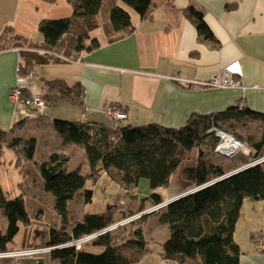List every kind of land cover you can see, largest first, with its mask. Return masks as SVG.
Here are the masks:
<instances>
[{
  "label": "trees",
  "instance_id": "obj_1",
  "mask_svg": "<svg viewBox=\"0 0 264 264\" xmlns=\"http://www.w3.org/2000/svg\"><path fill=\"white\" fill-rule=\"evenodd\" d=\"M120 1L134 9L141 19H147L155 7L166 4L167 0ZM67 2L72 6L69 16L44 18L38 24L43 50L55 54H45L50 58L70 60L65 52L90 51L99 46V40L92 37L90 31L96 26L95 17L103 0ZM231 7L226 5L228 9ZM182 11L200 38L214 40V34L199 8L190 4ZM109 23L113 34L122 35L134 28L130 13L120 5L110 8ZM10 30L6 27L0 39L8 33L16 42L9 43L5 39L0 48L21 43V36ZM21 58L24 60L23 53ZM23 60L19 65L21 74H26L31 71L33 63ZM42 87H46L44 95L48 104L66 101L82 106L84 92L80 82L68 84L60 78L42 77ZM27 119L21 117L11 128H0V155L3 148L9 147L15 153L16 167L27 160L33 161L42 179L41 186L52 194L51 201L60 218L59 227L50 229L47 240L28 246L61 245L48 255L56 261L55 264H137L148 251L144 220L150 214H159V222L167 225L166 235L157 241L162 259L177 264H239L241 250L233 233L242 203L246 198L264 202V159L257 161L264 158V112L245 104H234L208 114L191 113L179 127H167L156 122L133 125L112 119L110 123L53 119L51 124L63 143L83 146L89 166L87 172L69 170L70 155L67 153L54 151L44 158L35 159L36 138L14 134ZM212 127L231 134L248 146L250 151L244 155L245 159L234 163L231 160L234 156L217 154L214 148L218 138ZM183 162L186 164L182 180L187 190H196L171 199L159 212L141 214L113 230L98 233L79 246L64 245L100 232L162 202V197L154 190L167 187L172 174ZM102 175L108 176L124 190L129 204H107L104 211L83 212L72 219L69 201L81 197L83 202H90L93 189L86 187V181L95 184ZM141 179L146 180L150 190L148 195H132ZM26 194L24 191L7 198L0 183V210L5 219V227L0 225V251L11 249L10 243H15L21 227L31 223ZM128 226L132 228L128 229ZM90 247H98L100 251L94 252Z\"/></svg>",
  "mask_w": 264,
  "mask_h": 264
},
{
  "label": "crops",
  "instance_id": "obj_2",
  "mask_svg": "<svg viewBox=\"0 0 264 264\" xmlns=\"http://www.w3.org/2000/svg\"><path fill=\"white\" fill-rule=\"evenodd\" d=\"M190 4L203 12L214 40L200 38L186 18L182 10ZM228 4L232 6L229 9ZM103 5L102 16L100 11L95 17L96 26L90 31L99 40V46L90 51L65 52L71 59L63 60L39 52L44 47L38 24L44 18L69 16L72 6L67 0H0V35L8 27L9 32L18 34L22 40L18 46L0 48V128L9 129L22 117L9 97L17 82L16 66L23 60L22 53L23 61L33 63L34 76L29 79L32 87L39 89L42 77L60 78L68 84L80 82L84 92L82 106L66 101L51 103L30 117L34 118L31 122L49 123L52 117H57L53 114L60 111L68 120L110 123L103 111L110 103L128 114L126 123L156 122L167 127L183 125L191 113L208 114L234 104L264 112V0H167L166 4L155 7L147 19L129 10L134 28L122 35L113 34L108 18L112 6L125 8L122 2L109 0ZM235 60L242 68L241 87L199 88L180 80H206ZM59 139L62 146L59 152L70 154L67 148L79 147L81 166L87 172L83 146ZM179 167L167 187L154 190L163 200L184 192L182 171L178 172L177 180L174 178ZM131 194H137V189ZM155 216L166 235L167 225L159 222V214ZM262 256L256 252L249 257L240 256L239 264H262ZM152 257H159L158 263ZM162 262L177 264L160 257L159 244L154 255L146 253L140 261L141 264Z\"/></svg>",
  "mask_w": 264,
  "mask_h": 264
},
{
  "label": "rangeland",
  "instance_id": "obj_3",
  "mask_svg": "<svg viewBox=\"0 0 264 264\" xmlns=\"http://www.w3.org/2000/svg\"><path fill=\"white\" fill-rule=\"evenodd\" d=\"M108 3L109 0H105L103 4L106 6ZM122 4L128 11L130 10L132 12H136L123 2ZM103 8L104 7L100 10L101 16L104 10ZM9 36L10 34L8 33L3 35L0 39V45L3 44L5 39L9 43L16 42L15 39L10 38ZM19 42H22V40H19ZM38 66H36L37 69ZM74 108L76 112L81 113L79 108ZM53 115H56L57 117H52L51 120H49V123H52L53 119L68 120L67 118H64V114L60 111L55 112ZM48 116H51V114ZM70 117L73 118L75 116ZM33 119L34 118H28L23 125L15 130L14 134H17L18 136L21 135L23 137L34 136L36 138L37 145L34 158L41 159L49 155L51 152L62 150L61 141L59 139L60 136L55 132V130H53V128H51L49 123L42 121L31 122ZM67 151H70L69 155H71V159L68 163V169H80L81 172H84L85 170L83 166H81L83 165V158L81 153H79V147H73L71 149L67 148ZM192 156H194V154ZM15 159V153L11 148H3L0 155V183L7 198H12L20 192H27L25 197L26 207L31 223L28 226L21 227L20 231L15 236V243H10V248H14L15 246L24 247L28 245L40 244L42 241L48 239L50 229L57 228L60 224V218L51 201L52 194L42 188L40 183L42 179L38 170L35 168L33 161L27 160L23 163V165L16 167ZM244 159V155L237 153L231 160L234 163H239ZM185 164L186 163L183 162L177 170V174L174 177L176 180L179 178L178 172L183 170ZM86 187L93 189L92 199L88 203L83 201L81 202V199L78 198L70 200L68 207L70 209L72 219L77 218L78 215L83 212L104 211L107 204L120 203V205H122L121 202L123 201V205L125 206L129 202V197L124 196V190L117 183L110 180L106 175H102V177L99 178L95 184H92L90 180H87ZM184 188V191L188 189L185 183ZM143 191L145 192L140 193ZM148 191L150 190L146 184V180L141 179L137 187V194H146L149 193ZM173 198H175V196ZM263 203L262 199L250 198H246L242 203L241 215L235 224L233 233V238L240 247L242 257H249L255 252L261 253V255H263L262 257H264V244L262 242V236H264ZM155 219V214H150L144 220V234L147 240H149L148 251L146 253H148L149 256L155 254V250L158 247L156 241L161 240L165 235V229L161 227ZM0 225L5 227V219L1 210ZM127 228L130 229L132 227L128 226ZM260 242L263 244L262 250H259L258 248V243ZM90 249L94 252L100 251V248L98 247H90ZM156 258L154 259L156 263H158L159 257ZM261 262L264 264V260ZM3 263L4 262L0 260V264ZM27 263L34 264L37 262L32 261ZM38 263L55 264L56 261L50 259L49 256H46L41 259V261H38ZM137 264L141 263L139 262ZM160 264L164 263L162 262Z\"/></svg>",
  "mask_w": 264,
  "mask_h": 264
},
{
  "label": "built area",
  "instance_id": "obj_4",
  "mask_svg": "<svg viewBox=\"0 0 264 264\" xmlns=\"http://www.w3.org/2000/svg\"><path fill=\"white\" fill-rule=\"evenodd\" d=\"M41 54H50L53 53L45 50H39ZM64 60H69L68 58L63 57ZM21 66L18 64L16 66L17 82L14 87L11 89L9 97L11 102L15 105L17 112L22 117H35L39 112L48 105L47 99L44 95V89L46 87H41L39 89L29 85V79L34 76V72L31 70L26 74H21ZM242 75V68L239 61L235 60L224 66L219 72L212 74L206 80H196V79H180L185 84L193 85L196 87H212V88H229V87H241L242 82L240 76ZM179 79V78H178ZM104 114L112 119L115 122L124 121L128 118V114L125 111L120 110L116 104L110 103L106 104L103 109ZM211 130L214 131L218 140L215 145L214 151L217 154L224 155L226 157H233L237 153L246 155L249 153L250 148L242 143L240 140L232 136L231 134L212 127ZM264 158H260L257 161H261ZM255 161V162H257ZM171 199H165L160 203L154 204L143 212L127 217L125 219L116 222L107 228H104L100 232L91 233L81 238L71 240L64 245H74L79 246L83 243L90 241L98 233L105 232L107 230H113L117 226L125 224L141 214H149L159 212ZM130 202V201H129ZM128 202V204H129ZM123 205L124 202L122 201ZM126 204V205H128ZM61 246V245H59ZM59 246H50V245H38V246H25V247H15L8 250L0 251V260L3 264H28L27 262H38L44 257L50 255L51 251ZM259 250L263 249V244L258 243Z\"/></svg>",
  "mask_w": 264,
  "mask_h": 264
},
{
  "label": "water",
  "instance_id": "obj_5",
  "mask_svg": "<svg viewBox=\"0 0 264 264\" xmlns=\"http://www.w3.org/2000/svg\"><path fill=\"white\" fill-rule=\"evenodd\" d=\"M244 167H245V166H244ZM242 168H243V167L238 168V169H236V170H233L232 172H229L228 174H226V176H229V175H231L232 173H235V172L239 171V170L242 169ZM194 190H196V188L186 190V191L180 193L179 195L175 196V198H176V197L183 196V195H186V194H188V193H191V192H193ZM173 199H174V198H173Z\"/></svg>",
  "mask_w": 264,
  "mask_h": 264
}]
</instances>
